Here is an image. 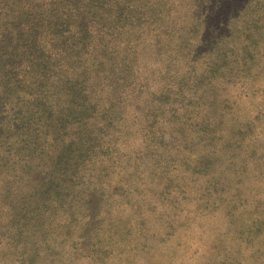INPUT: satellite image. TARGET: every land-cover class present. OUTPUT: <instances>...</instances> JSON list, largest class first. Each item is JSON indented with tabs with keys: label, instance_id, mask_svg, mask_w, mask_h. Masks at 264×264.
Here are the masks:
<instances>
[{
	"label": "trees",
	"instance_id": "trees-1",
	"mask_svg": "<svg viewBox=\"0 0 264 264\" xmlns=\"http://www.w3.org/2000/svg\"><path fill=\"white\" fill-rule=\"evenodd\" d=\"M264 264V0H0V264Z\"/></svg>",
	"mask_w": 264,
	"mask_h": 264
},
{
	"label": "rangeland",
	"instance_id": "rangeland-1",
	"mask_svg": "<svg viewBox=\"0 0 264 264\" xmlns=\"http://www.w3.org/2000/svg\"><path fill=\"white\" fill-rule=\"evenodd\" d=\"M55 259H56V257L50 256V255H48L46 258L47 261L52 260V264H60V262L59 263L55 262ZM190 262L191 263H188V264H192V261H190ZM43 264H47V262H43ZM73 264H93V263L88 259H81V260L74 261ZM140 264H144V261H141ZM168 264H183V263L182 262L180 263L178 261L176 262V261L172 260Z\"/></svg>",
	"mask_w": 264,
	"mask_h": 264
}]
</instances>
